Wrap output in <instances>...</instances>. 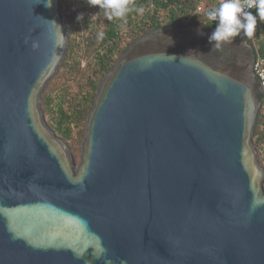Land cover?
<instances>
[{
	"label": "water",
	"instance_id": "water-1",
	"mask_svg": "<svg viewBox=\"0 0 264 264\" xmlns=\"http://www.w3.org/2000/svg\"><path fill=\"white\" fill-rule=\"evenodd\" d=\"M68 48L61 0H0V264H264L246 38L194 23L135 39L78 164L41 106Z\"/></svg>",
	"mask_w": 264,
	"mask_h": 264
},
{
	"label": "trees",
	"instance_id": "trees-1",
	"mask_svg": "<svg viewBox=\"0 0 264 264\" xmlns=\"http://www.w3.org/2000/svg\"><path fill=\"white\" fill-rule=\"evenodd\" d=\"M259 1L261 6L251 12L249 28L233 33L219 8L220 0H61L69 48L41 96L49 127L77 161L100 82L135 39L154 29L195 23L238 40L246 38L257 56L264 58V0ZM253 143L264 170L263 108Z\"/></svg>",
	"mask_w": 264,
	"mask_h": 264
},
{
	"label": "built area",
	"instance_id": "built-area-1",
	"mask_svg": "<svg viewBox=\"0 0 264 264\" xmlns=\"http://www.w3.org/2000/svg\"><path fill=\"white\" fill-rule=\"evenodd\" d=\"M259 3V0H226L219 8L225 14L232 32L242 33L249 28L252 19L251 12L261 6ZM203 10H205V7H199V11ZM254 72L264 94V58L257 56L254 63ZM262 108L264 109V98Z\"/></svg>",
	"mask_w": 264,
	"mask_h": 264
},
{
	"label": "flooded vegetation",
	"instance_id": "flooded-vegetation-1",
	"mask_svg": "<svg viewBox=\"0 0 264 264\" xmlns=\"http://www.w3.org/2000/svg\"><path fill=\"white\" fill-rule=\"evenodd\" d=\"M235 39V38H234ZM238 40V39H235ZM238 41H242V40H238ZM227 49V47L222 46L217 50V54H222L225 50Z\"/></svg>",
	"mask_w": 264,
	"mask_h": 264
},
{
	"label": "rangeland",
	"instance_id": "rangeland-1",
	"mask_svg": "<svg viewBox=\"0 0 264 264\" xmlns=\"http://www.w3.org/2000/svg\"><path fill=\"white\" fill-rule=\"evenodd\" d=\"M220 2L223 4V3L226 2V0H220ZM82 143H83V142H82ZM68 147H69V146H68ZM69 149H70V148H69ZM70 152H71V150H70ZM81 152H82V149H81ZM81 152H80V155L78 156L79 158H78L77 161H76L75 158H74L76 164H78V163L80 162ZM71 154H72V153H71ZM72 155H73V154H72ZM73 157H74V156H73ZM258 157H259V155H258Z\"/></svg>",
	"mask_w": 264,
	"mask_h": 264
}]
</instances>
